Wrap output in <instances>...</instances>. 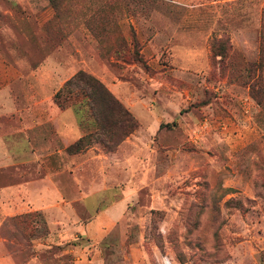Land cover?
<instances>
[{"label":"rangeland","instance_id":"1","mask_svg":"<svg viewBox=\"0 0 264 264\" xmlns=\"http://www.w3.org/2000/svg\"><path fill=\"white\" fill-rule=\"evenodd\" d=\"M77 70L133 135L18 153L37 94L40 132H87L47 111ZM263 90L264 0H0V264H264ZM39 165L61 198L24 212Z\"/></svg>","mask_w":264,"mask_h":264},{"label":"trees","instance_id":"2","mask_svg":"<svg viewBox=\"0 0 264 264\" xmlns=\"http://www.w3.org/2000/svg\"><path fill=\"white\" fill-rule=\"evenodd\" d=\"M61 1L48 0L55 11ZM217 54L222 56V52ZM52 99L59 108L70 107L79 127L87 130L65 148L68 153H77L92 144L103 152H112L137 127L127 108L100 80L83 70L64 80Z\"/></svg>","mask_w":264,"mask_h":264},{"label":"crops","instance_id":"3","mask_svg":"<svg viewBox=\"0 0 264 264\" xmlns=\"http://www.w3.org/2000/svg\"><path fill=\"white\" fill-rule=\"evenodd\" d=\"M52 95H50L48 97L49 101H48L47 111L50 114L49 119H51V120H49V121H51V124L53 126H55L56 124L58 125V121L56 120V115L61 113L62 110H60L56 106V104L54 103V101L52 99ZM36 97L37 98L39 97L38 94H37V96H33V98H31V100L33 99L32 100L33 106L35 107L32 110V113H33L35 120L32 121L31 127L37 126V127H35L36 131L35 132H21L22 136L19 135L21 137V139L18 140L17 152L18 153L19 152H22V153L31 152L33 155H35L36 153L42 154L44 152H47V153L63 152L65 147L71 141H75L78 137H80L81 134H80V132H73L71 130L72 129L71 126H68V130L63 129L64 132H40L39 131V124L41 123L42 120L40 118V114L38 111H40L41 108L38 107L39 103H38V99ZM36 110H37V112H35ZM65 111H71V109L65 110ZM34 123H36L35 126H34ZM75 124L77 125V127L75 126L76 129L79 130V128H81V127H79L77 122H75ZM78 130H76V131H78ZM132 135H133V132L131 134H129L127 137H125V139L118 146L120 147L122 145V143L128 141L129 136H132ZM57 142L61 143L62 147L54 149V146H57L56 145ZM3 149H4V143L2 144V141L0 140V151L1 150L3 151ZM85 153H87V151H85L83 153L77 152V153H74L73 155L67 154V156L69 157L68 160L71 162L73 160H78V159H80V156L84 155ZM78 156H79V158H77ZM45 164H46V167L43 165H39L40 168L43 169V175L42 176H38L37 178L30 180L28 182H25V184L20 185L22 188H24L26 193L29 194L27 199L29 201H31V204L29 206L25 204L26 208L24 210H22L24 212L37 211L38 209L41 208V202L48 205V204L54 202L56 199L61 198L60 190L56 187V181L53 178L51 179L49 177V175L46 173V171H44V167L47 168L49 163L47 162ZM64 166L70 168L71 164L69 162L68 164H64ZM78 183H79V181L74 182V184H76L77 186H80V184H78ZM102 183H103V181H102ZM28 186H30L31 188H29ZM35 186H36V188H35ZM85 195H87V194H85ZM118 201H120V200H118Z\"/></svg>","mask_w":264,"mask_h":264}]
</instances>
